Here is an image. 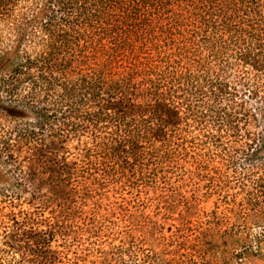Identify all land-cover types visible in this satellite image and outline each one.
Instances as JSON below:
<instances>
[{
  "label": "trees",
  "instance_id": "trees-1",
  "mask_svg": "<svg viewBox=\"0 0 264 264\" xmlns=\"http://www.w3.org/2000/svg\"><path fill=\"white\" fill-rule=\"evenodd\" d=\"M256 73L264 0H0V264L186 250L206 197L264 207V170L229 173L264 148L230 82Z\"/></svg>",
  "mask_w": 264,
  "mask_h": 264
},
{
  "label": "rangeland",
  "instance_id": "rangeland-1",
  "mask_svg": "<svg viewBox=\"0 0 264 264\" xmlns=\"http://www.w3.org/2000/svg\"><path fill=\"white\" fill-rule=\"evenodd\" d=\"M231 78L230 82L237 84L240 90L236 97L237 105L249 114L248 130L261 138L264 135V74L251 75L253 79L250 80H239L234 75ZM263 168L264 148L253 160L239 156L229 173L247 176L264 170ZM12 177L8 173L0 180V192L10 188ZM235 182L234 180L233 184ZM238 186L239 183L231 193L239 198L243 194ZM216 198V195L206 197V201L198 208V217L205 223L206 237L200 241L202 243H187L184 245L187 247L185 250L179 242L167 246L151 238L153 241L146 244H134L133 247L140 245L143 249L137 259H113L108 260L107 264H264V207L259 206L256 211L250 210L248 217H243L238 211L235 213L224 208L226 205L223 203L217 205ZM175 218L174 222L178 224V217ZM102 258L100 253L86 252L77 264H102Z\"/></svg>",
  "mask_w": 264,
  "mask_h": 264
}]
</instances>
